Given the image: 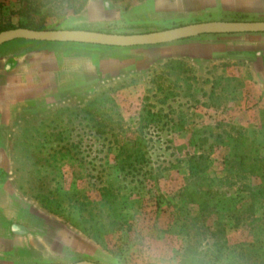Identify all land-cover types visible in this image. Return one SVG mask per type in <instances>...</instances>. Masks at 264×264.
Returning a JSON list of instances; mask_svg holds the SVG:
<instances>
[{
  "label": "rangeland",
  "instance_id": "1",
  "mask_svg": "<svg viewBox=\"0 0 264 264\" xmlns=\"http://www.w3.org/2000/svg\"><path fill=\"white\" fill-rule=\"evenodd\" d=\"M216 20L264 21V0H90L77 13L0 0V25L42 30ZM249 34L0 46V264H152L153 247L174 264H264V56Z\"/></svg>",
  "mask_w": 264,
  "mask_h": 264
},
{
  "label": "water",
  "instance_id": "2",
  "mask_svg": "<svg viewBox=\"0 0 264 264\" xmlns=\"http://www.w3.org/2000/svg\"><path fill=\"white\" fill-rule=\"evenodd\" d=\"M264 33V21H208L142 35L91 30H36L16 28L0 33V46L16 39L93 44L110 47L157 46L210 34ZM52 264H103L90 260Z\"/></svg>",
  "mask_w": 264,
  "mask_h": 264
},
{
  "label": "crops",
  "instance_id": "3",
  "mask_svg": "<svg viewBox=\"0 0 264 264\" xmlns=\"http://www.w3.org/2000/svg\"><path fill=\"white\" fill-rule=\"evenodd\" d=\"M249 35L245 36V38H243V39H247L249 42H252V44H254L256 47L255 49H256L258 55L263 57L264 56V33H253V34H249ZM201 37H205V38L202 39ZM198 38H200V40H197L199 42L194 41V43H192L190 45H198V43H199V45H202L205 43L212 44L215 42H220L221 40L232 39L234 37L229 38L226 36L210 34V35H202V36H199Z\"/></svg>",
  "mask_w": 264,
  "mask_h": 264
},
{
  "label": "trees",
  "instance_id": "4",
  "mask_svg": "<svg viewBox=\"0 0 264 264\" xmlns=\"http://www.w3.org/2000/svg\"><path fill=\"white\" fill-rule=\"evenodd\" d=\"M89 1L90 0H69V7L74 9V12L77 13V12L82 11L88 5ZM20 27L21 28H30V29L42 30V29H39V28H33V27H30V26H27V25H23V24H21L19 26H16L14 24H9V25H0V33L3 32V31H6V30L16 29V28H20ZM195 168L196 167L193 166L190 169L191 173H195L196 172Z\"/></svg>",
  "mask_w": 264,
  "mask_h": 264
},
{
  "label": "clouds",
  "instance_id": "5",
  "mask_svg": "<svg viewBox=\"0 0 264 264\" xmlns=\"http://www.w3.org/2000/svg\"><path fill=\"white\" fill-rule=\"evenodd\" d=\"M149 255L152 256V264H174L164 255L163 248L153 247Z\"/></svg>",
  "mask_w": 264,
  "mask_h": 264
}]
</instances>
